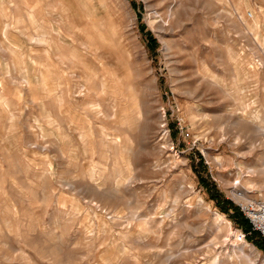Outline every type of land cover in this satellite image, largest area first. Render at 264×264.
I'll use <instances>...</instances> for the list:
<instances>
[{
    "label": "rangeland",
    "instance_id": "obj_1",
    "mask_svg": "<svg viewBox=\"0 0 264 264\" xmlns=\"http://www.w3.org/2000/svg\"><path fill=\"white\" fill-rule=\"evenodd\" d=\"M236 193L264 203V0H0V264H264Z\"/></svg>",
    "mask_w": 264,
    "mask_h": 264
},
{
    "label": "built area",
    "instance_id": "obj_2",
    "mask_svg": "<svg viewBox=\"0 0 264 264\" xmlns=\"http://www.w3.org/2000/svg\"><path fill=\"white\" fill-rule=\"evenodd\" d=\"M240 208L250 221L252 229L264 237V203L251 200L250 203H243ZM241 235L245 237V234Z\"/></svg>",
    "mask_w": 264,
    "mask_h": 264
},
{
    "label": "trees",
    "instance_id": "obj_3",
    "mask_svg": "<svg viewBox=\"0 0 264 264\" xmlns=\"http://www.w3.org/2000/svg\"><path fill=\"white\" fill-rule=\"evenodd\" d=\"M216 197H220V195H216V196L213 195V198H216ZM219 202L224 204V205H222V207H223V211L225 213L231 214L232 217H234L236 220H239L241 222V223L240 222L239 223L243 228H245L244 230L247 234L257 235V236L262 237V235L260 233L254 231L252 229V225H251L250 221L248 220V218H246L244 216V214L242 213V211L239 208L235 207L231 201H229L227 199H222ZM262 238L264 239V237H262Z\"/></svg>",
    "mask_w": 264,
    "mask_h": 264
},
{
    "label": "bare ground",
    "instance_id": "obj_4",
    "mask_svg": "<svg viewBox=\"0 0 264 264\" xmlns=\"http://www.w3.org/2000/svg\"><path fill=\"white\" fill-rule=\"evenodd\" d=\"M224 1V0H223ZM7 32L5 31V34H6ZM36 40H37V42H39V43H44L45 42V36L44 35H41V36H37V38H36ZM74 56H76L75 54H74ZM206 68V67H205ZM204 68V69H205ZM247 88V87H246ZM237 91H238V93L240 92V97H239V99H240V101H241V103H245V97H246V95H245V92H246V90H245V87H243V86H238L237 87ZM249 91V90H248ZM249 93V92H248ZM248 99V98H247ZM248 113V112H247ZM249 114V113H248ZM238 124H240V123H238ZM237 194V193H236ZM236 197L238 198V199H243L246 203H250V202H247L240 194H237L236 195ZM219 219L221 220V221H225V217H224V215H219ZM237 233V234H236ZM235 234H236V236H238V232H236ZM242 241H244V238H242L241 239ZM251 250H252V254L253 255H255V256H257L258 257V255L257 254H259V251H258V249L255 247V246H251Z\"/></svg>",
    "mask_w": 264,
    "mask_h": 264
}]
</instances>
